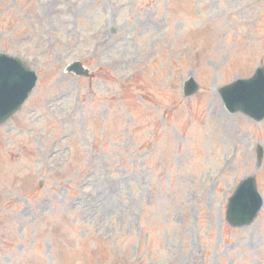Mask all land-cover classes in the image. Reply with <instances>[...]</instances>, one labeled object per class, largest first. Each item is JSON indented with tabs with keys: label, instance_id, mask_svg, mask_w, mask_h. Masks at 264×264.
Returning <instances> with one entry per match:
<instances>
[{
	"label": "rangeland",
	"instance_id": "1",
	"mask_svg": "<svg viewBox=\"0 0 264 264\" xmlns=\"http://www.w3.org/2000/svg\"><path fill=\"white\" fill-rule=\"evenodd\" d=\"M235 1L0 0V51L38 75L0 125V264H264V203L225 221L245 176L264 200V119L218 94L264 66L259 5Z\"/></svg>",
	"mask_w": 264,
	"mask_h": 264
},
{
	"label": "water",
	"instance_id": "2",
	"mask_svg": "<svg viewBox=\"0 0 264 264\" xmlns=\"http://www.w3.org/2000/svg\"><path fill=\"white\" fill-rule=\"evenodd\" d=\"M69 69L86 74L79 63ZM35 74L19 59L0 54V123L5 121L23 103L35 84ZM197 89L193 79L185 84L184 93L191 95ZM227 109L242 111L255 120L264 117V70L259 68L250 79L237 80L220 89ZM262 205L253 177L243 180L230 198L226 220L232 226L250 223Z\"/></svg>",
	"mask_w": 264,
	"mask_h": 264
},
{
	"label": "bare ground",
	"instance_id": "3",
	"mask_svg": "<svg viewBox=\"0 0 264 264\" xmlns=\"http://www.w3.org/2000/svg\"><path fill=\"white\" fill-rule=\"evenodd\" d=\"M219 116L222 119V121L219 123L220 127L226 132V134L234 138L235 133L233 126L230 124L231 122L227 119V117H225L223 112H220Z\"/></svg>",
	"mask_w": 264,
	"mask_h": 264
}]
</instances>
